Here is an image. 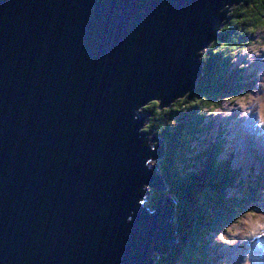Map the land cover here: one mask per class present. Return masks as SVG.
I'll return each mask as SVG.
<instances>
[{
  "label": "water",
  "instance_id": "water-1",
  "mask_svg": "<svg viewBox=\"0 0 264 264\" xmlns=\"http://www.w3.org/2000/svg\"><path fill=\"white\" fill-rule=\"evenodd\" d=\"M242 1L0 0V264H152L175 247L166 145L140 108L196 85L197 51Z\"/></svg>",
  "mask_w": 264,
  "mask_h": 264
},
{
  "label": "trees",
  "instance_id": "trees-1",
  "mask_svg": "<svg viewBox=\"0 0 264 264\" xmlns=\"http://www.w3.org/2000/svg\"><path fill=\"white\" fill-rule=\"evenodd\" d=\"M256 4V0H244L236 4L244 10H235L233 16L229 14L228 19L218 27L211 44L206 46L207 50L200 59L202 76L193 86L194 90L191 89L186 94L193 112L178 113L175 100L165 108L167 111L154 110L159 108L160 100H156L157 104L149 110L142 109L148 115L146 128H153L156 136L166 145L164 159L160 161V176L167 185V192L177 200L173 223L178 241L169 254L158 257L155 264H215L221 258L216 235L224 231L225 224L231 223L229 221L234 215H229L234 213V207L249 203L252 195L260 192L264 183L263 168L256 176L244 177L241 167L238 166L237 173L236 167L229 165L224 160L223 153H220L223 149L219 143L221 140L214 146L210 143L208 147H204V151L203 143H191L201 132V127L212 126L207 123L204 127L201 121L208 104L220 107L224 100L243 95L245 87L250 88L253 85L249 75L245 78L243 67L236 64L233 58L242 52L241 49L246 48L248 40H252L247 34L253 31L246 29H256L264 17V12H260L259 7L262 4ZM262 7L264 8V4ZM221 44L229 47L221 48ZM151 104L152 101L148 105ZM175 113L181 116L177 114L176 117ZM194 146H197L198 154L196 152L187 156L185 151L189 152ZM192 155L200 156L201 159L200 170L194 174L190 164ZM186 185H191V190ZM167 192L153 191L147 204L158 207L161 197ZM244 207H248L250 212L255 211L249 206Z\"/></svg>",
  "mask_w": 264,
  "mask_h": 264
},
{
  "label": "rangeland",
  "instance_id": "rangeland-1",
  "mask_svg": "<svg viewBox=\"0 0 264 264\" xmlns=\"http://www.w3.org/2000/svg\"><path fill=\"white\" fill-rule=\"evenodd\" d=\"M257 5V4H256ZM263 4L262 5H260L259 7L262 9L263 7ZM235 10H239V11H243L244 9L242 8V7H240L239 5H236V4H230V5H227V6H225L224 7V12H225V15H226V18L228 17V15L229 14H232V13H234V11ZM260 12H262L261 10H260ZM232 16H233V14H232ZM263 17V16H262ZM264 18V17H263ZM263 18H262V20H263ZM231 19H232V17H231ZM226 20V19H225ZM261 20V21H262ZM222 23H223V21H222ZM258 25H260V22L258 23ZM242 29H238V31H241ZM260 35H264V27H261V26H259V27H256V29H255V31H253V32H251V33H249V34H247V36H250V38L251 37H258V36H260ZM247 36H245L246 38H247ZM212 42V41H211ZM211 42L210 43H208V44H211ZM207 44V45H208ZM244 45V44H243ZM253 45H255V47H256V55H255V57H259V55H260V53L262 52V50H263V48H261V43L260 42H258L257 40H251L250 42H249V40L247 41V44H246V46L248 47V50H246L245 51V53H247L249 50H251L252 51V46ZM206 50H207V47L205 46V47H203V48H201L200 50H198L197 52L201 55V57L203 56V53L204 52H206ZM253 53V52H252ZM262 56H264V55H262ZM252 56H250V59H251V62H253V60H252ZM259 58H264V57H259ZM249 64L248 63H246L245 64V68H244V76H245V78H247V75H251V79L250 80H252L253 81V84H255V82L258 80H253V77H254V75H260V77L259 78H262L263 77V73H264V69H262V70H258V68H257V66L256 65H254L253 66V70H249ZM258 85H260V92L258 91V94H261L262 92H263V88H261V86H262V84H258ZM191 90V89H190ZM189 90V91H190ZM192 90H194V89H192ZM188 93V92H187ZM187 93H185V96L183 95V96H181V97H179V98H177L175 101V103L178 105V107H176V108H178L179 110L178 111H184L185 109H187L188 107H189V105L191 104V102L190 101H188L187 100V96H186V94ZM264 94V93H263ZM234 97H236V96H234ZM251 99V98H250ZM191 100V99H190ZM192 101V100H191ZM226 102H222V104L223 105H225L226 107H225V112L228 110V108L229 107H232V112L230 113V114H234V111H236V110H241V108L238 106V105H236V106H234L235 104H236V101L237 100H229L228 98L225 100ZM182 103H184V104H182ZM170 105V104H169ZM168 105V106H169ZM223 105H220V107H222ZM168 106H163L162 107V109H157V108H155L154 110L157 112L158 110H159V112H160V110H163V109H165V108H167ZM262 106H264V102L261 104V105H259V110H260V113H261V109H262ZM147 107V108H146ZM146 108V110H149L151 107H149V105L148 104H146L144 107H142V108H140V110L141 109H145ZM234 109H236V110H234ZM245 110V109H244ZM219 112V111H218ZM217 112V113H218ZM150 121V120H149ZM203 121L207 124V123H209V124H212V128H213V130H212V134H214V133H216V128H218V130H227L228 129V127H226V126H229V125H227L226 123H225V125H224V122H223V127H221V123H219V124H217L216 125V123H217V121H214L213 123H212V121L211 120H206V119H203ZM202 121V122H203ZM204 124V123H203ZM146 126H148V120H145L144 121V129H143V127H142V129L143 130H145V131H147V132H149V133H151V131H154L153 130V128H151V129H147L146 128ZM252 129H253V131H254V133H253V135H254V140H255V142H259V140L260 139H263L261 136H262V133H263V135H264V131L263 132H261V135H259V132L258 131H256L255 130V127H256V123H253L252 124ZM249 130H250V128H249ZM248 131V129H246V130H244V132H247ZM244 132H243V134H244ZM153 136H155L156 137V134L154 133L153 134ZM217 138V137H216ZM210 140H211V142L210 143H213V141H212V138L210 137ZM217 140V139H216ZM254 142V141H253ZM154 143V142H153ZM215 143H216V141H215ZM248 145H249V147H250V149H251V153H252V155H253V158H254V160H255V162L258 164L259 163V159L254 155V152H253V146L251 145V143L249 142L248 143ZM203 146V145H202ZM198 151V148H197V146H194V147H192V149L188 152L187 151V156H189V154H196V152ZM197 154H198V152H197ZM236 156V155H235ZM190 158H191V160H190V164H192V171H193V174L195 173V171L196 172H198V170H200V167H199V164H200V162H201V159H200V156H197V157H195L194 155H192V156H190ZM196 163H198V166H195V164ZM148 164L149 165H155L156 164V161L155 160H151V161H148ZM236 168H238V161H237V159H236ZM155 172L156 173H158L159 172V170L158 169H156L155 170ZM186 188L187 189H189V185H186ZM143 202H145L144 204H146L147 202H148V200H145V201H143ZM143 207H145L146 208V206L145 205H143ZM245 207L243 206V205H241V204H237L235 207H234V209L233 210H235L234 211V213H232L231 215H229L230 217H232L233 215H234V217L231 219V221H229V222H231V223H227V224H225V229H224V232L222 231V232H219L218 234H223L224 236H225V238L229 241L228 243H223V242H221L222 243V245H224V246H226V247H228L232 242H235L232 238H231V234H230V232L231 231H233V230H236V229H239V228H248V229H256V228H259L258 226H257V222H256V220H254V218L252 217V216H248V215H245L246 213H249L248 211H246V209H244ZM233 212V211H232ZM252 213H256L257 214V217H259V216H264V212H262V211H258V212H252ZM172 218H173V216H172ZM172 224V223H171ZM172 228H173V226H171ZM172 228H171V231H172ZM226 229H231V231H225ZM217 236V235H216ZM242 240V239H241ZM240 243L239 242H237L236 241V246H235V250H240L241 249V247H240ZM262 245L264 246V243H262ZM247 250V249H246ZM170 252V251H169ZM169 252L167 253V254H161L162 256L161 257H166L168 254H169ZM247 252H248V255L250 254V261H251V263H248V261H246L245 259L244 260H242L239 264H264V262H262L258 257H256V259L254 258L255 256H254V254H255V248H254V246L252 245V246H248V250H247ZM158 254V252H154L153 254H152V256L153 257H151L152 258V264H155V262L157 261V258H156V255ZM218 264H229V263H218Z\"/></svg>",
  "mask_w": 264,
  "mask_h": 264
},
{
  "label": "clouds",
  "instance_id": "clouds-1",
  "mask_svg": "<svg viewBox=\"0 0 264 264\" xmlns=\"http://www.w3.org/2000/svg\"><path fill=\"white\" fill-rule=\"evenodd\" d=\"M256 2H257L258 5L264 4V0H256ZM261 11L264 12V8H262ZM257 19H258V17H257ZM233 23H236V21H233ZM259 26L264 27V20H262L260 22V25ZM246 31H250V32L251 31H255V28H249V29H246ZM220 47L221 48H227L229 46L226 45V44H221ZM261 48H264V45H261ZM246 50L247 49H241V51H246ZM252 52L253 53H256V47H255V45L252 46ZM228 99L229 100H241L242 98H240V97H230ZM155 103H156L155 101H152V104L151 105H154ZM207 106H208L209 109L212 110L213 113H217L219 111V109L215 105H213V104H208ZM174 107H175V105H174ZM177 110H179V109H177ZM141 111H142V109H141ZM165 111H167V109H165ZM260 123L261 124H264V106H262L261 113H260ZM227 155L229 157V153H227ZM255 193H258V192H255ZM245 215L252 216L254 218V220H256L257 226L260 227V228H264V216L257 217V214L256 213H252V212L246 213ZM225 231H231V229H226ZM260 234L261 235H264V231H262ZM216 239L219 240L220 242H223V243H228L229 242L225 238V236L223 234H217Z\"/></svg>",
  "mask_w": 264,
  "mask_h": 264
},
{
  "label": "bare ground",
  "instance_id": "bare-ground-1",
  "mask_svg": "<svg viewBox=\"0 0 264 264\" xmlns=\"http://www.w3.org/2000/svg\"><path fill=\"white\" fill-rule=\"evenodd\" d=\"M233 5V4H232ZM225 18H226V15H225V17L222 19V21H224L225 20ZM248 39H249V37H248ZM238 73H241V72H238ZM249 77V79H251V75H249L248 76ZM239 79V78H238ZM193 88V87H192ZM201 121H203V118H201ZM202 123H205L204 121L202 122ZM222 125H221V127H223V123H221ZM224 125H225V123H224ZM249 130V129H248ZM250 130H253L252 129V127L250 128ZM255 130L257 131V130H259V131H261V132H263L264 131V129H262V127H260L259 125H257V123H256V127H255ZM244 135L247 137V132H244ZM216 140V139H215ZM247 140V142L249 143L250 141L248 140V139H246ZM215 142V141H214ZM210 143V142H209ZM213 144V146L215 145V143H212ZM202 150L204 151V146H202ZM253 152H254V155L259 159V165L261 166V168H263L264 169V163L261 161V159L258 157V155L256 154V152H255V150L253 149ZM185 153H187V151H185ZM212 154V153H211ZM211 154H210V156H211ZM237 154V153H236ZM235 158L237 159V155L235 156ZM237 169V173H238V168H236ZM189 189L191 190V185H189ZM145 200H147V199H144V201Z\"/></svg>",
  "mask_w": 264,
  "mask_h": 264
},
{
  "label": "snow or ice",
  "instance_id": "snow-or-ice-1",
  "mask_svg": "<svg viewBox=\"0 0 264 264\" xmlns=\"http://www.w3.org/2000/svg\"><path fill=\"white\" fill-rule=\"evenodd\" d=\"M153 101H155L156 103L154 104V105H149V107H153V106H155L156 104H157V101L156 100H153Z\"/></svg>",
  "mask_w": 264,
  "mask_h": 264
},
{
  "label": "flooded vegetation",
  "instance_id": "flooded-vegetation-1",
  "mask_svg": "<svg viewBox=\"0 0 264 264\" xmlns=\"http://www.w3.org/2000/svg\"><path fill=\"white\" fill-rule=\"evenodd\" d=\"M250 11H251V9H250Z\"/></svg>",
  "mask_w": 264,
  "mask_h": 264
}]
</instances>
